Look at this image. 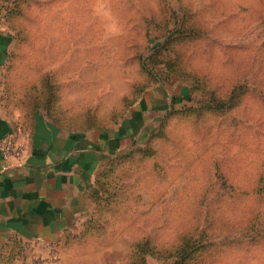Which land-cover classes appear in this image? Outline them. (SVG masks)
Instances as JSON below:
<instances>
[{"label":"rangeland","instance_id":"1","mask_svg":"<svg viewBox=\"0 0 264 264\" xmlns=\"http://www.w3.org/2000/svg\"><path fill=\"white\" fill-rule=\"evenodd\" d=\"M1 1L5 110L100 147L80 216L0 264H169L191 235L194 264H264V0Z\"/></svg>","mask_w":264,"mask_h":264},{"label":"crops","instance_id":"2","mask_svg":"<svg viewBox=\"0 0 264 264\" xmlns=\"http://www.w3.org/2000/svg\"><path fill=\"white\" fill-rule=\"evenodd\" d=\"M7 47L6 31L0 22V138L19 132V139L26 144L22 165L6 170L0 157V244L21 235L45 237L51 229L59 231L68 225V217L73 221L79 217V203L68 202L67 188L72 185L76 194L84 195L89 166L86 159L90 153L98 154L95 148L100 145L92 136L74 137V133L36 116L26 127L18 114L5 110L1 71ZM22 125L28 130L22 131L24 134L20 132Z\"/></svg>","mask_w":264,"mask_h":264},{"label":"trees","instance_id":"3","mask_svg":"<svg viewBox=\"0 0 264 264\" xmlns=\"http://www.w3.org/2000/svg\"><path fill=\"white\" fill-rule=\"evenodd\" d=\"M0 17L2 18L3 15L0 13ZM13 42V37L9 41V44ZM201 235V237H203ZM184 238L188 239H181L182 242L178 243L172 248V251L165 253L166 256H163L166 259H172L169 264H194L199 258L197 254H202V252L206 249L207 244L204 241L198 242L197 239L194 238L193 235ZM201 239V238H200ZM198 258V259H197ZM198 263V261H197ZM196 263V264H197Z\"/></svg>","mask_w":264,"mask_h":264},{"label":"built area","instance_id":"4","mask_svg":"<svg viewBox=\"0 0 264 264\" xmlns=\"http://www.w3.org/2000/svg\"><path fill=\"white\" fill-rule=\"evenodd\" d=\"M25 152L26 144L19 139V132H10L0 138V157L6 170L18 164L22 165Z\"/></svg>","mask_w":264,"mask_h":264}]
</instances>
